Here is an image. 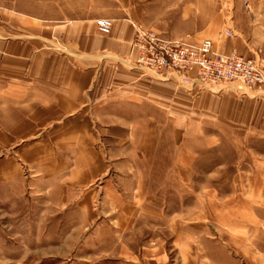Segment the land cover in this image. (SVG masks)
Returning a JSON list of instances; mask_svg holds the SVG:
<instances>
[{"label":"crops","instance_id":"0c3cea01","mask_svg":"<svg viewBox=\"0 0 264 264\" xmlns=\"http://www.w3.org/2000/svg\"><path fill=\"white\" fill-rule=\"evenodd\" d=\"M143 1L0 0V185L17 181L24 186V192L13 194L22 201L21 233L29 227L38 248H60L71 232L82 229L86 249L94 241L108 246L109 240L95 233L105 225L123 250L129 247L121 237L126 227L163 222L173 229L180 258L187 260L179 263L203 264L217 254L234 258L213 235L209 239L216 251L201 257L183 251L203 243L214 222H224L234 227L230 231L244 232V242L236 244L244 248V264H264V242L253 239L254 227L264 225V208L248 204L240 209L235 194L232 204L222 207L215 187L192 192L191 201H185L188 192L173 204L167 197L176 184L188 188L193 178L182 171L192 169L200 152L222 137L246 145L253 137L264 141V84L218 83L199 90L178 85L173 77L140 75L128 63L136 54L133 24L143 20ZM199 8H182L196 26L194 38L207 33L213 49L234 48L264 63V0L250 16L232 7L229 35L220 15L207 31ZM102 16L112 22L106 34L95 27ZM152 120L160 121L158 132L170 144L161 167L178 176L148 179L136 173L143 166L130 160L129 144L141 136L136 124ZM234 168L251 171L245 201H264V176L253 172H264V153L255 163L242 156ZM150 241L140 245L149 250L145 256L140 251L142 264L164 261L152 256L151 236Z\"/></svg>","mask_w":264,"mask_h":264},{"label":"rangeland","instance_id":"374dc122","mask_svg":"<svg viewBox=\"0 0 264 264\" xmlns=\"http://www.w3.org/2000/svg\"><path fill=\"white\" fill-rule=\"evenodd\" d=\"M259 1L260 0H145L143 2L147 7L146 11L143 13V20L141 23L138 22L134 24L150 27L157 30L165 37L181 38L191 42H195L202 37H207L212 40V36L207 35V33L202 34V36L198 38L192 36L194 27L196 26L191 24V20L190 24L188 23L185 15H183L185 12L182 11L183 7L189 9L192 7L193 9L200 7L198 9L200 16L205 15L207 18V23L203 26L207 31L214 29L215 25L213 22H216L214 18L220 15L221 20L224 19V30L230 26L229 20L233 17L230 13L232 7L237 5L240 12H242L241 15L250 16L252 13L257 14L259 11ZM248 57L256 58L264 66V63L260 60L258 55H250ZM138 72L140 73L139 70ZM140 75L152 77L143 73H140ZM166 78H171V76ZM173 80L176 84L181 85L176 79ZM150 128H152V135L148 134ZM135 129L141 131V136L139 139L134 138V145L132 143L129 144L130 160L134 161L136 165L143 166V168L137 169L136 173L148 179L152 177L178 176L176 170H171L172 172H169L170 170L168 171L161 167L168 155L166 152H168L170 144L168 138H166L163 133L160 135V132H158L159 129H162L160 121H140L136 124ZM118 131L120 132V130ZM232 139L233 138L226 136L222 137L218 145L206 148L200 152L192 169L187 172L182 171V176L193 178L192 182L190 181L188 188L184 185L179 186L177 184L172 186V194L167 196L170 204L176 203L177 197L181 193L184 194V192H188L189 195H185L184 198L185 201H191L192 196L190 194L192 192L200 188H205L204 191L207 192L209 188L215 187L218 195L221 197L220 203L218 204L222 207L232 204L233 201L230 199H235L237 197L236 205L240 209L248 204H251L254 210L255 208H264V201H245V190L250 188V186L245 185V178L251 175V171L234 168L235 162L239 161L242 156L247 160H252L254 163L259 161L261 159V153H264V141L260 138L253 137L249 139L250 142L246 145L244 142H236V140ZM149 142L152 144L151 147L149 146ZM149 164L155 166L150 168ZM253 172H255V176H264V172H261L260 169H254ZM239 179H241V181ZM24 191V186L19 185L17 181L8 186L5 184L0 185V264H130V262L142 264L146 262L144 261V256L148 255L149 250L143 249L140 245L146 243L151 244V241L146 242L149 236L152 237V256L161 257L162 260H164L157 261L156 264H170L172 262H174L172 264H180V259L184 262L183 259L185 255L183 254L184 256L180 258L179 251L181 250L174 247L172 242L174 234L173 229L163 222L155 226V224L152 225L148 221H142V225L138 226L140 228L135 229V227H126L121 232V237L130 248L128 247L123 250L118 248L116 238L114 237L115 235H113L110 229L106 228L105 225L103 227L98 226L95 233L96 237L103 236L105 239L109 240L107 241L109 244L106 247H101L100 245L96 246L94 241L90 247L85 249V245L81 243L83 231L82 229H78L77 232H71L69 238L67 237V239H65L60 248H38L36 243L32 241L33 237H31L36 235L35 230H33L34 233H32L29 231V227H27L25 232L21 233L22 201L14 197L13 194ZM232 194H235L236 197L232 196ZM205 204L207 207V203ZM33 217L34 218L31 219L35 221L36 216L33 215ZM211 219L213 218L207 219L206 221L211 222ZM213 225L215 229L213 226H210V230H208V228L206 229L205 241L203 243L200 242L199 245L194 243L183 251L187 255L197 254L199 257L204 255L203 252L208 253L216 251L209 239L213 235V239L219 240L221 244H224L222 246H225L227 251L229 250L234 254V258L232 261H228L224 256L217 254L215 261L204 260L203 264H244V248H237L236 246V244L239 245L240 242H244V232H241V229L238 227L236 230L233 229V231H230L229 228L234 227L224 225V222H222L221 225L218 223L215 224L214 222ZM23 237L25 238V242L21 241ZM96 237L94 234L95 239ZM75 239L78 240L77 243H74ZM253 239L259 243L264 242V225L254 227ZM26 244L30 247H27ZM231 246H233V248H231ZM141 250L144 256L140 255Z\"/></svg>","mask_w":264,"mask_h":264},{"label":"built area","instance_id":"2783aa9c","mask_svg":"<svg viewBox=\"0 0 264 264\" xmlns=\"http://www.w3.org/2000/svg\"><path fill=\"white\" fill-rule=\"evenodd\" d=\"M111 23L110 18H96V30L106 34ZM224 32L231 33L229 28ZM132 43L136 54L129 66L152 77L171 76L188 88H209L217 83L235 84L239 88L264 84V66L259 60L234 48L226 52L215 50L207 37L191 42L165 37L150 27L134 24Z\"/></svg>","mask_w":264,"mask_h":264}]
</instances>
